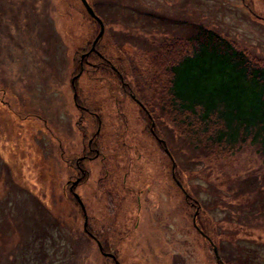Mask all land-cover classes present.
<instances>
[{
  "label": "rangeland",
  "instance_id": "374dc122",
  "mask_svg": "<svg viewBox=\"0 0 264 264\" xmlns=\"http://www.w3.org/2000/svg\"><path fill=\"white\" fill-rule=\"evenodd\" d=\"M87 1L104 25L98 51L91 46L100 23L81 0H0V264H37L26 243L46 221L65 225L61 241L75 244L73 255L84 252L69 264H110L104 258L111 256L85 236L69 188L70 180L77 184V157L97 125L76 107V87L81 104L101 119L96 140L104 156L83 163L88 176L75 192L89 225L100 227L104 239L114 234L113 258L120 264H220L149 132L163 115L151 63L163 39L198 26L264 55L263 2L246 0L253 13L243 0ZM199 59V66L192 62L198 73L219 61L215 53ZM176 133L161 119L159 138L185 191L200 203L202 225L219 220L208 227L218 255L229 264H264V156L250 145L227 159H194ZM227 184L236 186H229L234 193Z\"/></svg>",
  "mask_w": 264,
  "mask_h": 264
},
{
  "label": "trees",
  "instance_id": "16d2710c",
  "mask_svg": "<svg viewBox=\"0 0 264 264\" xmlns=\"http://www.w3.org/2000/svg\"><path fill=\"white\" fill-rule=\"evenodd\" d=\"M261 1L264 4V0ZM243 4L254 13L251 1L243 0ZM174 36L162 40L151 63L154 76L159 77L153 88L157 84L161 86L159 101L163 115L159 114V118L175 128L176 134L183 138L181 140L177 135L178 139L184 142L194 159L199 156L206 160L227 159L244 149H251L250 145H255L254 151L264 156V55L240 48L234 41L202 26L193 27L191 34ZM100 43L99 39L97 51ZM214 53L219 61L202 67L198 73L192 62L199 66L201 55ZM92 54L89 52L88 57ZM100 62L107 63L102 59ZM191 72L192 79L189 77ZM208 80L214 81L211 87L206 84ZM251 94L253 100H246L245 95ZM77 99L81 104L79 96ZM230 185L236 186L227 184V189L234 193ZM188 198L199 210V201L190 195ZM200 215L196 216L197 225L212 239L208 227L213 225L215 229L219 220L213 217L203 226ZM36 226L39 230L31 231L32 240L26 244L32 247L31 257L38 261L37 264H69L72 257L84 254L80 251L73 255L69 250L75 244L69 246L67 241H61L67 236L64 224L46 221ZM103 247L111 251L107 243H103ZM219 258L221 264H229ZM104 260L115 264L111 258Z\"/></svg>",
  "mask_w": 264,
  "mask_h": 264
},
{
  "label": "flooded vegetation",
  "instance_id": "af4514ba",
  "mask_svg": "<svg viewBox=\"0 0 264 264\" xmlns=\"http://www.w3.org/2000/svg\"><path fill=\"white\" fill-rule=\"evenodd\" d=\"M84 59V57H83ZM113 70L115 72H117L119 74V71L117 68H115L114 66H112ZM121 81H123V78L121 77ZM123 86L126 88V84L123 83ZM77 89V87H76ZM75 90V89H74ZM137 104L139 103V105L141 106V112H145L147 115L151 116L149 110L147 111L146 108L141 104L142 102L140 100H138V98H136L134 95H131L130 96ZM76 107L80 110L81 113H84V112H87V113H90V119H93L97 122V125H96V129H95V134L91 135V137H89V139L87 140V145L85 148H83V151H81V155L77 157V161L75 163V167H76V172L79 173L78 176H77V184H75V182L73 183L71 180L69 182V188H70V191L73 195V197L76 199L75 197V194H77L75 192L76 190V187H79L80 185L83 184V182L86 180V177L88 176V171L85 169V167L83 166V163H85L86 161H94V160H98L100 157H103V153L100 149L99 146H101L98 142H97V136L101 135V130H102V122H101V119L98 118V115L93 112V111H90L89 109H87L84 104H79V103H75ZM83 118L85 117L84 115H82ZM151 118V117H150ZM99 119V121L97 120ZM150 121V120H149ZM152 125H151V129H149L151 135L156 138L157 142L160 144V146L162 147L163 151L165 152V155L167 156V159L169 160V162L172 164V161L170 160V157L168 156L166 150H165V145H164V142L163 140H161L159 138V134H158V131H159V126L161 124V118H158V122L156 124L158 125H155L154 121L152 120ZM77 165V166H76ZM175 170V169H174ZM173 179H174V182L176 183V185H178V181H177V176H176V173H175V176L172 175ZM73 183V184H72ZM72 187V188H71ZM80 197V196H79ZM77 200V199H76ZM187 200L195 207L196 209V204L192 203L190 201V199L187 197ZM78 201V200H77ZM78 204L79 206L81 207V215L84 217V212L82 211V206L81 204L79 203L78 201ZM83 212V213H82ZM81 216V217H82ZM86 216H87V213H86ZM104 220V219H103ZM109 228L113 229L114 226H108ZM83 231H84V234L87 236V238H89L92 242H95L97 245L98 244H101L102 245V250H100L101 253H107L108 255L111 256V259L114 260V263H115V258H113V256L115 254H113L111 251L109 250H105L104 247H103V243H107L109 245L110 243V246L112 245V243L114 242V234L110 237H107L106 239H104V237L101 235L102 231L103 230H100V227L98 229H96L95 227H92L91 225H89V222H88V219H87V225H86V228L83 227ZM114 233V232H113ZM203 235L206 237V234L203 233ZM99 248V247H98ZM113 254V255H111ZM116 256V255H115ZM220 263V260L218 261ZM221 264V263H220Z\"/></svg>",
  "mask_w": 264,
  "mask_h": 264
},
{
  "label": "water",
  "instance_id": "95a60500",
  "mask_svg": "<svg viewBox=\"0 0 264 264\" xmlns=\"http://www.w3.org/2000/svg\"><path fill=\"white\" fill-rule=\"evenodd\" d=\"M82 4L84 5V7L86 8V10L88 11V13L93 16L94 18H97L99 23H100V31L98 33V35L96 36V38L94 39L93 43H92V46H91V50L92 51H97L96 48H95V45L96 43L98 42V40L102 37L103 33H104V25L103 23L101 22V20L95 15L92 7L89 5L88 1L87 0H81ZM73 82V80H72ZM76 96H77V93H75L74 95V99L76 101ZM168 152L167 148L165 149ZM173 167H174V164H173ZM76 184V183H75ZM180 187H182V185L179 183ZM75 197L78 199L79 203L82 205V209L84 211V215H85V221H84V228H86V225H87V216H86V211H85V208H84V205H83V202L82 200L80 199L79 195L78 194H75ZM193 222H194V225H196V219H195V216L193 217ZM100 250H102V245L101 244H98ZM214 252L218 258V253H217V248L214 247ZM117 264H120L118 261H117Z\"/></svg>",
  "mask_w": 264,
  "mask_h": 264
},
{
  "label": "bare ground",
  "instance_id": "6f19581e",
  "mask_svg": "<svg viewBox=\"0 0 264 264\" xmlns=\"http://www.w3.org/2000/svg\"><path fill=\"white\" fill-rule=\"evenodd\" d=\"M78 96V95H77ZM77 96H76V101H75V103H78V99H77Z\"/></svg>",
  "mask_w": 264,
  "mask_h": 264
}]
</instances>
